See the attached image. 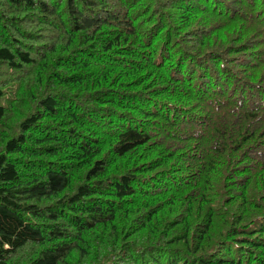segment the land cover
<instances>
[{"label": "trees", "instance_id": "16d2710c", "mask_svg": "<svg viewBox=\"0 0 264 264\" xmlns=\"http://www.w3.org/2000/svg\"><path fill=\"white\" fill-rule=\"evenodd\" d=\"M0 264H264V0H0Z\"/></svg>", "mask_w": 264, "mask_h": 264}]
</instances>
